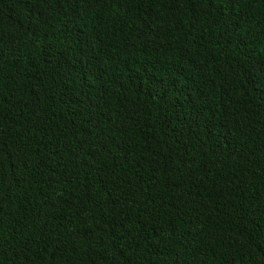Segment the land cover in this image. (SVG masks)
<instances>
[{"label": "trees", "instance_id": "trees-1", "mask_svg": "<svg viewBox=\"0 0 264 264\" xmlns=\"http://www.w3.org/2000/svg\"><path fill=\"white\" fill-rule=\"evenodd\" d=\"M0 264H264V0H0Z\"/></svg>", "mask_w": 264, "mask_h": 264}]
</instances>
